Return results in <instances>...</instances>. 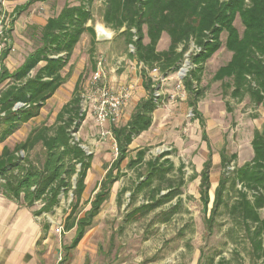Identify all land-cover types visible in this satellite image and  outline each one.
Masks as SVG:
<instances>
[{"label":"trees","instance_id":"trees-1","mask_svg":"<svg viewBox=\"0 0 264 264\" xmlns=\"http://www.w3.org/2000/svg\"><path fill=\"white\" fill-rule=\"evenodd\" d=\"M46 1L27 0L23 6L15 8L10 15V26L15 17L28 7ZM78 1V5H64L56 16L46 20L40 28L39 46L13 72L4 65L9 48L1 50L0 143L21 125L38 117L46 101L62 86L65 77L61 73L80 37L87 33L91 36V44H94V29L87 24L92 20L91 7L96 0ZM100 17L106 28L120 32L125 43L132 46L133 52L128 57L141 65V86L146 96L134 105L125 124L111 126L117 157L98 184L89 209L79 217L78 208L92 155L87 154L80 146L81 142L74 138L85 119L78 81L71 98L61 107L52 125L32 129L24 141L12 148L4 146L0 153V195L27 208L39 204L40 208L33 212V216L52 213L59 205L60 196L71 193L70 212L64 219L62 231L73 230L74 236L63 248L65 256L77 247L92 226L109 197L112 185L122 176L120 164L127 158L129 146L152 125V115L160 106V100L154 94L155 83L149 71L157 69L166 78L180 68L184 55L189 51L187 58L192 69L188 70L182 83L188 95V106L201 128L203 141L207 138L204 121L197 112V103L203 96L199 84L204 64L222 47L231 53V57L216 70L212 81L221 82L222 88L230 90L232 99L241 101L248 95L253 104L264 105V0H102ZM236 18L241 23V33L234 26ZM10 33L11 28H2L5 40L9 39ZM163 35L168 36V47L158 51ZM36 148L41 150V154L33 160L30 153ZM251 149V160L241 166L234 164L231 170L228 168L237 155L228 156L224 149L220 151L221 173L205 223L208 230L211 229L220 209L227 207L225 196L229 189H235L236 198L228 212L241 226L250 245L252 260L258 261L264 260V217L259 214L264 208V121L260 130L253 131ZM145 152L144 149L138 150L135 158L128 162V169L136 166L146 168L144 179L136 185L132 198L134 193L151 188L155 180H164L174 168L173 163L165 159L169 152H162L148 161H145ZM211 165L209 151L202 170L194 175L200 178L198 194L204 211L208 210L210 202ZM177 172L181 185V166ZM178 191L179 185L175 189L170 187L164 194L154 187L150 199L133 208L127 215V221H136L170 203ZM177 207L176 204L164 212V222L170 219ZM42 229L45 232L48 225L44 223Z\"/></svg>","mask_w":264,"mask_h":264},{"label":"rangeland","instance_id":"rangeland-1","mask_svg":"<svg viewBox=\"0 0 264 264\" xmlns=\"http://www.w3.org/2000/svg\"><path fill=\"white\" fill-rule=\"evenodd\" d=\"M26 2L27 0L0 2V52L4 47L9 48L6 66L10 72L39 46L40 28L48 16L56 15L64 5L79 4L78 0L36 2L17 15L10 26V15L15 8L23 6ZM101 8L102 0H96L91 7L92 20L87 26L93 29L98 25L102 26L111 34L110 39H95L92 45L89 34L85 33L81 37L68 65L62 71L65 82L46 103L40 115L24 125L8 142L15 145L24 141L32 129L40 125H52L57 112L71 98L78 81V94L82 99L81 111L85 114V119L74 138L81 142L80 146L87 154L92 155L91 166L85 179V190L78 208L79 217L89 209V202L98 191V184L117 157L114 140L110 134L111 126L125 124V116H129L138 100L146 96L141 87V67L128 57V54L133 52L132 48L125 43L124 35L106 28L101 23ZM4 26L11 28L10 37L6 40L1 34ZM234 26L239 33L242 32L238 18ZM224 38L223 34L222 42ZM161 41L159 50L168 43V36L165 35ZM186 54H189V51ZM186 54L184 56L187 60L182 61L180 68L190 70L192 67ZM227 59V51L222 47L203 66L199 84L203 96L197 103V112L204 121L206 141L201 139V128L188 106V95L183 83V90L177 88L178 74H170L165 79L161 78L159 73L152 76L155 83L154 94L160 100V106L152 115V125L129 146L128 156L120 164L122 176L112 185L108 199L101 206L99 214L83 239L66 256L63 248L70 244L73 232L70 235L64 233L62 225L70 212L71 193L60 196L58 207L46 215L50 230L55 234L56 251L61 253L57 264H264V260H252L248 240L236 218L228 212L236 198L235 189H229L225 196L227 207L220 209L211 229L208 230L205 223L211 209L214 188L221 173L220 151L224 149L228 156L237 155L229 170L234 164L241 166L249 162L253 131L260 130L264 121V105L253 104L248 95L241 101L232 99L229 96L230 90L222 88L221 82L212 81L216 70L225 65ZM97 70L100 72V79L93 82L92 77ZM104 89L115 95L125 96L126 99L119 119L101 124L96 116L101 102L99 93ZM143 149L146 151L145 161L162 152H169L165 159H169L174 168L165 175L164 180H155L151 188L134 193L132 198L131 194L135 192L136 185L144 179L146 168L136 166L128 169L127 166L128 162L135 158L136 152ZM209 151L212 164L209 175L210 202L208 210L204 211L198 194L200 178L194 175H198L202 170V164ZM40 154L41 150L36 148L30 153V158L35 160ZM179 166L182 167L183 173L181 185L177 172ZM178 185V195L170 203L136 221H127V215L133 208L150 199L154 187H158L160 193L164 194L170 187L175 189ZM121 191V196L117 199ZM176 204L177 209L170 219L164 222V212ZM259 214L264 217V208ZM40 221L47 222L45 217H41ZM57 229L60 230L59 233L56 232Z\"/></svg>","mask_w":264,"mask_h":264},{"label":"crops","instance_id":"crops-1","mask_svg":"<svg viewBox=\"0 0 264 264\" xmlns=\"http://www.w3.org/2000/svg\"><path fill=\"white\" fill-rule=\"evenodd\" d=\"M56 15H54V16H56ZM50 17H53V16L52 15L48 16L46 18V20ZM84 34L81 37H83ZM164 36L165 35H163L161 37V39L158 43V46H157L158 51L166 50L168 47V43H167V44H165L163 49L159 50V45L161 44V42H162L161 40L164 38ZM81 37H80V39H81ZM77 44L75 46H77ZM166 45H167V47H166ZM74 50H75V47H74L73 51ZM227 54H228V59H227L226 63L230 60V57H231L230 53L227 52ZM7 59L8 58H6L4 61L5 66L7 64ZM139 66L141 67V65H139ZM222 66H224V65H222ZM6 68H7V66H6ZM139 74H140V71H139ZM55 93H54V95H55ZM50 99H48L46 101V103ZM46 103H45V105H46ZM41 110H40V112H41ZM56 115H55V117H56ZM125 118H126V122H127L129 119V116H127V117L125 116ZM34 119H32V120H34ZM32 120H30V121H32ZM29 122H27V123H29ZM27 123L21 125L20 128L17 131H15L10 137H8L4 142L0 143V153H1L4 146H7V147L14 146V143L11 144L12 145L11 146L10 144H8V142L11 139H13L17 135V133H19L21 131V128L24 125H26ZM26 137H27V135H26ZM25 138H24V140H25ZM17 143H19V142H17ZM251 152H252V149H251ZM252 156H253V152L251 153V158H252ZM210 186H211V184H210ZM216 186H217V183H216ZM39 208H40L39 204H35L31 208H27L22 204L16 203L14 201H10V200L6 199L5 197H3L2 195H0V264H52V263L57 264V260L59 258H61V253L56 251L57 244L55 246V240H56L54 238L55 234H52V232L50 230L51 227L49 224V220L46 216L47 214H42L39 217L33 216V212L37 211ZM41 217L42 218L45 217V219L47 221V222H44L48 225V229L45 232L42 229V226L44 225V223L43 222L41 223V221H40ZM71 232H73V236H74L73 230L67 232V234L70 235ZM73 236H72V238H73ZM72 238H71V240H72Z\"/></svg>","mask_w":264,"mask_h":264},{"label":"built area","instance_id":"built-area-1","mask_svg":"<svg viewBox=\"0 0 264 264\" xmlns=\"http://www.w3.org/2000/svg\"><path fill=\"white\" fill-rule=\"evenodd\" d=\"M132 48V46H130ZM133 51V49H132ZM188 54H186L187 56ZM187 60V59H185ZM183 70V73L180 74V72ZM188 70L183 69V68H179L175 74H178V84H177V88L183 90V85H182V80L184 79L186 74H187ZM157 69H152L151 71H149V75L152 76H157ZM163 79H165L164 77H161ZM100 79V72L97 70L92 77L93 82H97ZM162 79V80H163ZM99 97L101 98V102L100 105L97 109V116L96 119L98 121V123H105L108 121H116L119 119L120 116V111L122 106L124 105L125 96H121V95H115L112 92H110L109 90H100L99 93ZM158 97V96H156ZM57 233L60 232L59 229L56 230ZM58 261H60V259H58Z\"/></svg>","mask_w":264,"mask_h":264},{"label":"water","instance_id":"water-1","mask_svg":"<svg viewBox=\"0 0 264 264\" xmlns=\"http://www.w3.org/2000/svg\"><path fill=\"white\" fill-rule=\"evenodd\" d=\"M102 27V26H101ZM103 28V27H102ZM104 29V28H103ZM106 30V29H104ZM94 32H95V39L96 41H107L110 39L111 37V34H107L105 33L104 31L103 32H100L99 30H97V28L95 27L94 28ZM108 32V31H107Z\"/></svg>","mask_w":264,"mask_h":264},{"label":"bare ground","instance_id":"bare-ground-1","mask_svg":"<svg viewBox=\"0 0 264 264\" xmlns=\"http://www.w3.org/2000/svg\"><path fill=\"white\" fill-rule=\"evenodd\" d=\"M96 28H97V30H99L100 32H105V33H107V34H109V32H107L106 30H104L100 25H98V26H96ZM183 73V70L180 72V74H182Z\"/></svg>","mask_w":264,"mask_h":264}]
</instances>
